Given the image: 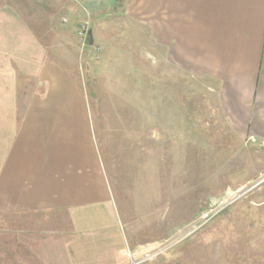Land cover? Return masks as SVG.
Instances as JSON below:
<instances>
[{
  "label": "rangeland",
  "instance_id": "rangeland-1",
  "mask_svg": "<svg viewBox=\"0 0 264 264\" xmlns=\"http://www.w3.org/2000/svg\"><path fill=\"white\" fill-rule=\"evenodd\" d=\"M0 3L76 78L134 259L264 264V181L244 192L264 176V149L203 111L195 86L175 102L184 87L175 93L155 69L148 32L122 0ZM38 219H0V264H38L28 238Z\"/></svg>",
  "mask_w": 264,
  "mask_h": 264
},
{
  "label": "crops",
  "instance_id": "crops-1",
  "mask_svg": "<svg viewBox=\"0 0 264 264\" xmlns=\"http://www.w3.org/2000/svg\"><path fill=\"white\" fill-rule=\"evenodd\" d=\"M122 1L148 32L155 69L175 93L184 87L175 102L195 86L203 111L264 149V0ZM41 37L0 3V219L39 218L34 263L129 264L87 100ZM147 260L138 264H165Z\"/></svg>",
  "mask_w": 264,
  "mask_h": 264
},
{
  "label": "built area",
  "instance_id": "built-area-1",
  "mask_svg": "<svg viewBox=\"0 0 264 264\" xmlns=\"http://www.w3.org/2000/svg\"><path fill=\"white\" fill-rule=\"evenodd\" d=\"M83 28H84V26H83ZM83 30H84V29L80 30L79 35H81V36L84 35V33L82 32ZM263 177H264V176H263ZM263 177H262V178H263ZM229 203H230V202H229ZM153 257H154V255H153V256H148V255H147V257H143V256H142V257H141L142 259H141V258L138 259V260H137V259H133V260L130 261L129 264H138V263H139L141 260H143L144 258H153Z\"/></svg>",
  "mask_w": 264,
  "mask_h": 264
},
{
  "label": "water",
  "instance_id": "water-1",
  "mask_svg": "<svg viewBox=\"0 0 264 264\" xmlns=\"http://www.w3.org/2000/svg\"><path fill=\"white\" fill-rule=\"evenodd\" d=\"M264 181V177L263 178H259V180L257 182H255L254 184H252L248 189H246L244 192L250 190L251 188L259 185L260 183H262ZM244 192L240 193L237 197H239L241 194H243ZM236 197V198H237Z\"/></svg>",
  "mask_w": 264,
  "mask_h": 264
}]
</instances>
